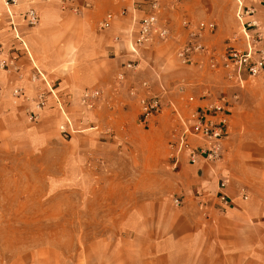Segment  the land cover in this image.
<instances>
[{"label":"crops","instance_id":"crops-1","mask_svg":"<svg viewBox=\"0 0 264 264\" xmlns=\"http://www.w3.org/2000/svg\"><path fill=\"white\" fill-rule=\"evenodd\" d=\"M151 1L77 0L64 10L54 1L19 0L15 13L30 7L39 15L33 28L16 17L20 42L14 39L0 0V62L11 60L14 66L0 70V150L18 142L34 147L37 141L50 148L51 139L60 136L64 116L72 124L77 155L83 158L98 153L96 146L109 143L104 140L112 139L113 145L126 139L137 145L147 138L146 152L156 161H148L145 169L172 171L174 189L199 192L206 200L222 181L228 210L249 230L264 232V74L230 80L220 67H209L211 55L220 63L225 41L237 32L233 1L157 0L159 19L169 36L166 40L154 36L136 47L137 23ZM254 7L264 35V4L256 2ZM212 21L217 32L197 38L206 52L193 55L189 65L180 63L176 52L188 42L191 31L199 22ZM232 41L236 48H245L242 35ZM129 63L132 67H126ZM14 90L21 94L14 97ZM88 91L99 96L85 107L83 94ZM38 95L46 100L43 111L35 109ZM150 97L161 98L164 108L148 124H140L139 100ZM190 97L193 103L188 102ZM219 98L227 104L221 157L207 161L180 152L176 163L169 160L167 140L181 129L173 112L187 121L191 113L205 110ZM30 111L39 114L37 122L30 120ZM189 142L193 149L200 144L195 138ZM259 242L254 236V250L259 251L255 249Z\"/></svg>","mask_w":264,"mask_h":264},{"label":"rangeland","instance_id":"rangeland-1","mask_svg":"<svg viewBox=\"0 0 264 264\" xmlns=\"http://www.w3.org/2000/svg\"><path fill=\"white\" fill-rule=\"evenodd\" d=\"M232 1L237 32L224 51L242 35ZM62 125L48 149L37 141L0 150V264H264V232L228 210L222 181L208 200L180 192L172 171L144 168L156 161L147 138L104 140L83 158Z\"/></svg>","mask_w":264,"mask_h":264},{"label":"built area","instance_id":"built-area-1","mask_svg":"<svg viewBox=\"0 0 264 264\" xmlns=\"http://www.w3.org/2000/svg\"><path fill=\"white\" fill-rule=\"evenodd\" d=\"M5 12L7 13L11 31L14 39L21 42L16 17L19 16L20 22L29 28L35 27L39 23V15L33 8L24 9L19 13H15V9L19 6V0H2ZM45 2H56L62 9L66 10L69 4L77 0H43ZM180 0H173L175 4ZM238 4L236 18L241 25V34L245 41V48L240 50L238 48L230 47L224 51L220 63L216 62L211 55L209 67L212 70H217L219 67L226 72V77L230 80H241L242 76L247 78H256L264 74V35L260 32L259 22L256 18L257 12L254 7L256 2L264 4V0H236ZM149 10L146 12L137 23V31L135 37L136 47H142L146 43H150L155 36L160 40H166L169 36L168 28L159 19V5L157 0L151 1ZM88 7V5H85ZM78 11V7L73 8ZM186 26H190L189 22H185ZM104 24L102 27H105ZM215 31V24L213 22H199L196 29L191 31L188 42L180 47L176 56L180 63L189 65L193 55L202 54L206 52L204 46L197 40L201 33H213ZM23 45V43H22ZM3 48L0 46V54ZM126 67H132L131 63ZM14 66L12 61L0 62V70L9 71ZM36 75L41 76L40 72L36 70ZM143 86L147 84L142 83ZM1 94V90H0ZM21 94L19 90L13 91V96L18 97ZM97 91H88L83 94V104L90 107L91 99L98 98ZM188 102L193 103L192 97L188 98ZM46 105L44 95H38L35 99V109L41 111ZM140 115L139 119L142 124H148L154 118L159 116L164 108L162 99L159 97L141 98L139 100ZM174 115L179 120L181 129L173 135V144L170 146L172 152L170 157L176 163L177 155L180 152H192L193 156H201L207 161H215L221 157L222 144L226 138L227 126V104L224 99L219 98L205 110L194 111L191 113L189 120H184L179 117L175 110ZM36 116H34L35 118ZM71 123L66 116H64V124L62 130L70 127ZM195 138L200 144L196 149L191 148L189 139ZM176 154V155H175ZM224 187V184H221ZM225 201V197L222 196ZM228 203L227 201H225Z\"/></svg>","mask_w":264,"mask_h":264}]
</instances>
